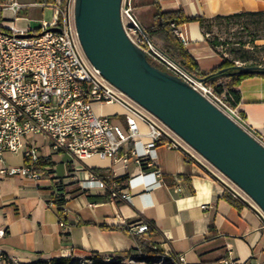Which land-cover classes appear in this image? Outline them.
I'll use <instances>...</instances> for the list:
<instances>
[{"label": "crops", "instance_id": "1", "mask_svg": "<svg viewBox=\"0 0 264 264\" xmlns=\"http://www.w3.org/2000/svg\"><path fill=\"white\" fill-rule=\"evenodd\" d=\"M17 2L22 6L17 15L27 7L36 9L39 6L37 0ZM178 9L187 17L213 19L264 12V0H135L132 7L137 24L147 30L156 10ZM19 18L26 19L28 27L30 20ZM176 32L185 37L183 48L198 70L208 72L221 65L222 56L210 45L208 35L197 22L179 25L175 28V36ZM151 38L161 43L165 50H173L172 45L178 42L177 39L171 42L160 33L152 34ZM237 91L240 99L235 107L249 128L264 136V78L246 77L239 82ZM105 106V109L94 106V110L113 116L116 123L122 120L121 107ZM118 124L125 126L124 122ZM25 143L37 147L40 165L52 166L56 179L47 177L33 182L20 175L0 178V229L5 231L0 238V249L19 264L70 257L74 253L93 252L102 257L125 255L129 250L135 253V237L148 242L162 255H182L185 264H264V217L249 198L187 144L184 147L189 159L180 150L157 145L153 167L138 165L132 159L124 164L122 160L113 163L96 156L82 162L81 167L120 190L126 188L130 177L154 168L160 170L155 178L160 185L144 193H141L142 186L130 189L127 201L110 203L109 189L80 190L77 177L84 176V171L69 154L52 153L49 140L43 135L27 136ZM7 155L11 154L3 155L6 165L24 164L21 152L15 155H22L17 164L8 163ZM44 156H49L48 163L43 162ZM144 181L152 183L150 178ZM56 182L64 185L70 195L62 206L67 224L65 230L59 227L55 206L46 202ZM232 193H237L238 206L225 197ZM90 203L93 206H88ZM139 221L150 223L153 231L145 235L130 234L127 226Z\"/></svg>", "mask_w": 264, "mask_h": 264}, {"label": "built area", "instance_id": "2", "mask_svg": "<svg viewBox=\"0 0 264 264\" xmlns=\"http://www.w3.org/2000/svg\"><path fill=\"white\" fill-rule=\"evenodd\" d=\"M73 2L67 0L63 5L61 0H55L49 5L53 9L52 19L41 20L38 28L31 29L16 25L20 19L17 13L22 7L17 0H0V28L3 29L0 31V178L20 175L33 182L47 177L56 179L52 166L40 165L37 147L25 143L27 136L43 135L49 140L52 153L62 151L69 154L84 171V176L77 177L80 190L109 189L110 203L127 201L130 189L142 186L141 193H144L146 189L160 185L155 181L160 170L154 168L151 172L132 176L127 180L126 188L120 190L109 187L94 172L81 167V163L96 156L110 159L113 163L122 160L124 164L132 159L138 165L153 167L157 145L180 150L189 159L184 147L186 144L108 83L87 61L74 25ZM120 15L132 25L133 33H137L136 37H132L123 27L126 35L146 57L187 82L264 147V136L249 128L241 113L226 97L218 94L212 85L189 75L156 48L153 39L137 24L131 0H122ZM176 37L181 44H186L181 32H176ZM103 105L121 107L125 126L116 123L113 116L96 113L94 106ZM21 151L23 165H6L4 153L17 155ZM120 152H123L122 156H119ZM42 160L48 163L49 156H44ZM145 178H150L152 183L144 181ZM232 196L238 198L237 193H232ZM59 199L67 201L70 195L64 185L56 182L52 196L46 200L47 205L52 206ZM59 227L65 230L67 224L59 220ZM127 230L133 235H143L149 230V224L139 221L127 226ZM4 234L5 231L0 229V238ZM160 257L166 264H185L182 255ZM0 264L19 263L0 249Z\"/></svg>", "mask_w": 264, "mask_h": 264}, {"label": "water", "instance_id": "3", "mask_svg": "<svg viewBox=\"0 0 264 264\" xmlns=\"http://www.w3.org/2000/svg\"><path fill=\"white\" fill-rule=\"evenodd\" d=\"M122 0H74L87 61L241 190L264 215V147L181 78L151 66L126 35Z\"/></svg>", "mask_w": 264, "mask_h": 264}, {"label": "trees", "instance_id": "4", "mask_svg": "<svg viewBox=\"0 0 264 264\" xmlns=\"http://www.w3.org/2000/svg\"><path fill=\"white\" fill-rule=\"evenodd\" d=\"M55 0H37L39 4H44L45 6L51 5ZM62 4L65 5L67 0H61ZM153 23L150 26L149 30L144 29L139 26L141 30L147 33L150 37L152 34L160 33L169 41H176L177 37L175 36V28L179 25L195 21L199 24L200 28L203 30L204 34L208 35L210 45L217 51V45L219 42L215 39H211L208 32V26L210 23L215 21H224L231 22L232 20L247 19L249 20V25L253 26L255 30L259 28L264 29V12H247L234 14L230 16H217L213 19H206L203 17H187L183 14L182 10L178 9L175 11L162 12L160 10H156L152 16ZM0 31H3L0 28ZM178 40V39H177ZM175 43V42H174ZM173 46V50L163 51L167 54L172 60H174L183 70H185L189 75L194 77L195 79L201 81L204 84L212 85L217 92L218 87L220 86V80L225 82L227 101L232 105L236 106L239 102V93L237 91V86L239 82L246 78L252 76H258L264 78V63H241L236 64L235 61L228 59L222 56V63L219 67L210 70L208 72L198 70L195 62L188 56L186 50L183 48V45L178 41ZM219 54V53H218ZM147 61L151 66L158 68L159 70L165 71L170 74V72L166 71L162 66L156 64L150 58L146 57ZM242 116V115H241ZM243 118V117H242ZM109 186V183H108ZM110 187V186H109ZM227 201L230 202L234 206H238L239 201L228 195L225 196ZM65 201L59 199L54 202L55 211L58 215L59 219L65 221V216L63 213V205ZM149 230L145 234H150L153 231V227L150 223ZM144 234V235H145ZM136 248L133 251H137L139 260H146L149 263L152 262V258L160 257L162 254L159 250L154 249L148 242L135 237ZM93 257L95 264L102 263L104 257L95 254L93 252L86 253ZM132 250L125 252V255H131ZM72 258L71 257H61L54 258L50 260H37L30 264H70Z\"/></svg>", "mask_w": 264, "mask_h": 264}, {"label": "rangeland", "instance_id": "5", "mask_svg": "<svg viewBox=\"0 0 264 264\" xmlns=\"http://www.w3.org/2000/svg\"><path fill=\"white\" fill-rule=\"evenodd\" d=\"M140 1V0H139ZM143 1V0H141ZM147 1V0H144ZM132 7L135 5V0H131ZM53 9L51 7H40L31 8L27 7L26 10L19 17H25L30 20L28 27L37 28L40 24L39 21H50L52 19ZM133 14V11H132ZM134 16V14H133ZM135 17V16H134ZM136 20V19H135ZM123 27L132 36L136 37L137 33H133V27L124 18L121 19ZM137 22V21H136ZM138 23V22H137ZM17 27L24 28L27 27V22L19 19L17 22ZM139 25V24H138ZM208 32L211 39H215L219 42L217 45V51L219 55L224 56L236 64L241 63H264V29L255 28L249 25V20L241 19L239 23L237 20H232L231 22L215 21L209 24ZM154 41L156 48L160 51H164L165 48L161 43ZM166 51V50H165ZM225 82L220 80V86L218 87L217 93L226 97ZM104 106V105H103ZM106 106L103 107L105 109ZM110 116V115H107ZM120 120V118H118ZM119 122H124L123 117ZM117 121V120H116ZM38 137V136H36ZM37 139V138H35ZM22 153V151H21ZM7 155L6 161L10 164L20 163L22 155L12 156ZM56 159H60L56 157ZM72 258L70 264H95L93 257L85 253H74L70 256ZM138 253H132L131 255H121L104 257L102 263L99 264H166L161 257L152 258V262L146 260H139ZM55 264V263H49Z\"/></svg>", "mask_w": 264, "mask_h": 264}]
</instances>
